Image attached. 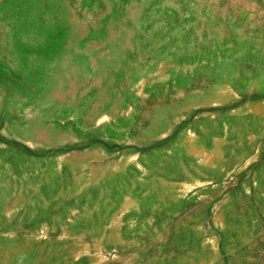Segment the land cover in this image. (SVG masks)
<instances>
[{
  "label": "rangeland",
  "instance_id": "1",
  "mask_svg": "<svg viewBox=\"0 0 264 264\" xmlns=\"http://www.w3.org/2000/svg\"><path fill=\"white\" fill-rule=\"evenodd\" d=\"M0 264H264V0H0Z\"/></svg>",
  "mask_w": 264,
  "mask_h": 264
}]
</instances>
